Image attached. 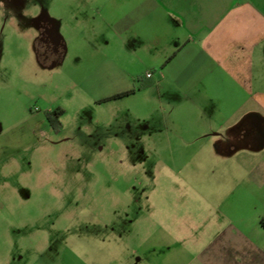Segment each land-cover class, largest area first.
<instances>
[{
  "label": "rangeland",
  "instance_id": "1",
  "mask_svg": "<svg viewBox=\"0 0 264 264\" xmlns=\"http://www.w3.org/2000/svg\"><path fill=\"white\" fill-rule=\"evenodd\" d=\"M128 1L0 0V264H264V131L222 148L156 87L102 101L150 69Z\"/></svg>",
  "mask_w": 264,
  "mask_h": 264
},
{
  "label": "crops",
  "instance_id": "2",
  "mask_svg": "<svg viewBox=\"0 0 264 264\" xmlns=\"http://www.w3.org/2000/svg\"><path fill=\"white\" fill-rule=\"evenodd\" d=\"M130 4V12L115 24L121 31L132 28L133 51L148 53L145 73L152 75L137 78L151 81L148 88H158L162 99L177 102L174 109L185 123L183 130L222 148L247 139L249 146L258 144L251 133L264 131V0ZM155 25L160 26L156 31ZM253 173L264 181L263 167ZM255 221L264 230V213Z\"/></svg>",
  "mask_w": 264,
  "mask_h": 264
},
{
  "label": "trees",
  "instance_id": "3",
  "mask_svg": "<svg viewBox=\"0 0 264 264\" xmlns=\"http://www.w3.org/2000/svg\"><path fill=\"white\" fill-rule=\"evenodd\" d=\"M148 78L149 77H147V79ZM137 82H138V84H137V86H135V88L130 89V90H126V91H122V92H118V93L112 94L110 96L104 97V98H102V101H108V100H113V99L121 98L124 96H128V95L133 94L136 91L146 89L152 85L151 81H149V80L143 81L140 77L137 78ZM63 113H64V110L60 107L51 109V110L46 112L47 120L53 126L55 131H59L61 129L60 117L63 115Z\"/></svg>",
  "mask_w": 264,
  "mask_h": 264
},
{
  "label": "built area",
  "instance_id": "4",
  "mask_svg": "<svg viewBox=\"0 0 264 264\" xmlns=\"http://www.w3.org/2000/svg\"><path fill=\"white\" fill-rule=\"evenodd\" d=\"M152 73L151 72H147L146 73V77H151Z\"/></svg>",
  "mask_w": 264,
  "mask_h": 264
}]
</instances>
